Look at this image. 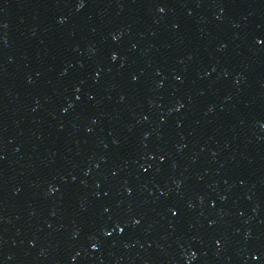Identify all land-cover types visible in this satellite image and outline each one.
Instances as JSON below:
<instances>
[{
  "label": "water",
  "instance_id": "95a60500",
  "mask_svg": "<svg viewBox=\"0 0 264 264\" xmlns=\"http://www.w3.org/2000/svg\"><path fill=\"white\" fill-rule=\"evenodd\" d=\"M0 264H264V0H0Z\"/></svg>",
  "mask_w": 264,
  "mask_h": 264
}]
</instances>
